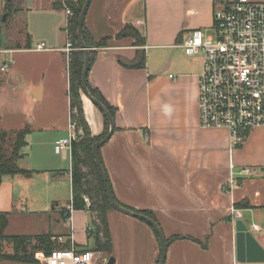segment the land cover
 Returning <instances> with one entry per match:
<instances>
[{
	"label": "crops",
	"instance_id": "crops-1",
	"mask_svg": "<svg viewBox=\"0 0 264 264\" xmlns=\"http://www.w3.org/2000/svg\"><path fill=\"white\" fill-rule=\"evenodd\" d=\"M214 1L91 0L84 16V26L94 41L107 38L104 46L90 49L94 56L87 74L89 86L115 111L114 130L99 148L101 162L120 204L136 212L151 211L164 240L181 236L165 244L164 264H264V126L253 128L234 146L226 129L201 128L197 110L200 71L193 70L186 59L173 57L192 29L211 28ZM39 2L33 9L44 11L50 22L38 36L26 22V0H12L7 14L0 13V45L15 49L11 55L16 59V66L12 63L1 75L2 89L17 78L18 59L26 58L24 94L31 99L34 112L24 115L15 127L6 126L0 115V130L27 127L26 138L40 128L64 131L69 119L67 61L61 51L68 39L69 17L53 0ZM126 24L140 33L144 45H136L131 36L116 37ZM38 42L48 49H28ZM150 49H170L172 55L149 57L146 51ZM81 99L92 135H99L102 114L87 97L84 101L81 95ZM67 153V169L30 162L21 165L22 155L17 163L27 172L2 177L0 212L8 213L4 233L14 234L21 228L16 234L62 236L64 244L76 250L94 251L92 264H106L109 257L113 264H157L160 244L154 229L115 209L106 214L111 252L93 249L88 232L93 228L92 214L73 209L68 218L62 205L72 198ZM230 176L236 184L225 192L221 186ZM33 186L40 189L34 191ZM232 206L239 209V217L230 214ZM39 213L44 217L40 228L45 231H24ZM237 220L248 229L239 252ZM4 249L11 252L12 246ZM36 253V262L0 260V264H45L41 252Z\"/></svg>",
	"mask_w": 264,
	"mask_h": 264
},
{
	"label": "built area",
	"instance_id": "built-area-1",
	"mask_svg": "<svg viewBox=\"0 0 264 264\" xmlns=\"http://www.w3.org/2000/svg\"><path fill=\"white\" fill-rule=\"evenodd\" d=\"M4 2L0 0L2 8ZM63 9L68 17L72 15L69 7L64 5ZM210 29L213 33L206 35L200 28L192 29L180 46L189 57L201 53L197 83L198 125L226 129L231 146H234L250 130L264 126V1L215 0ZM28 49L48 48L44 42H38ZM72 50L68 38L61 48L66 61ZM14 51L0 45V72L9 70ZM79 130L76 119L69 114L67 136L54 141V152L70 151L72 141L80 135ZM235 184V178L230 176L221 189L229 192ZM65 210L69 218L73 210L71 201ZM230 214L239 217V209L230 207ZM51 240L56 247L48 254L40 253L45 264L93 263L94 251L63 246L66 239L59 235L52 236Z\"/></svg>",
	"mask_w": 264,
	"mask_h": 264
},
{
	"label": "trees",
	"instance_id": "trees-1",
	"mask_svg": "<svg viewBox=\"0 0 264 264\" xmlns=\"http://www.w3.org/2000/svg\"><path fill=\"white\" fill-rule=\"evenodd\" d=\"M54 6L61 8V0H53ZM84 0H77L75 2L71 0H63V3L72 10V15L68 18L66 23V34L71 40L73 50L70 53V58L67 61L68 71V90L69 97V114L75 116L77 124L81 127L82 135H79L77 140H73L70 148L71 159V186H72V198L71 203L73 209H87L92 214L93 228L89 230V235L92 236L94 242V250L111 252V238L109 228L107 224L106 214L107 211L113 209L110 204L105 188L103 186L100 173L95 165L93 156L91 153V145L94 141L100 139L105 135L108 130V120L106 116L101 112L103 117V130L99 136L94 137L90 128L85 120L83 105L81 99V71L83 68L84 51L79 44L77 37V16L81 10ZM12 0H5L3 5L4 14H7V10L10 9ZM131 36L134 39L136 45H144L145 40L140 33L130 24H126L122 30H120L116 37ZM82 37L85 45L89 49L90 61L93 59L94 51L91 48L104 46L107 38H101L99 41H94L89 35L88 31L82 25ZM29 47V46H27ZM143 65V61L139 66ZM87 87L90 93L96 97L109 111L111 116H114V108L110 106L105 99L100 95L98 90L92 88L87 83ZM75 112V113H74ZM29 132V128L24 127L20 130L11 132L0 130V183L4 175H14L25 173L27 170L19 167L17 161L23 155L21 148L27 144L26 135ZM14 134V143L9 154L4 150L3 144L6 138L11 139V135ZM99 155V150H98ZM99 160L101 158L99 155ZM103 168V165H102ZM106 181L110 188V191L116 200L110 182L105 169L103 168ZM88 197L90 204L86 205L84 197ZM117 201V200H116ZM118 202V201H117ZM118 204H120L118 202ZM54 205V204H53ZM122 205V204H120ZM124 206V205H122ZM125 207V206H124ZM143 213L155 222L156 219L151 211L141 210ZM8 223V213L0 212V260H10L18 262H36L35 253L43 252L48 254L56 244L51 240L49 233L25 235V234H5L4 229ZM150 226V225H149ZM151 227V226H150ZM152 228V227H151ZM155 232V231H154ZM156 234V232H155ZM157 236V234H156ZM158 237V236H157ZM181 236H172L165 239V244L170 240L179 238ZM2 241L8 242L12 246L11 252H4L1 250ZM63 246H68L64 244ZM84 250V249H83ZM158 264V261H157Z\"/></svg>",
	"mask_w": 264,
	"mask_h": 264
},
{
	"label": "rangeland",
	"instance_id": "rangeland-1",
	"mask_svg": "<svg viewBox=\"0 0 264 264\" xmlns=\"http://www.w3.org/2000/svg\"><path fill=\"white\" fill-rule=\"evenodd\" d=\"M73 2L77 0H71ZM39 5L37 3V0H26V8H29V10H26V22L28 25H31L33 28V31L35 34L40 35L43 34V28L46 26V22H50V18L48 17L44 11L41 9L39 10H34L33 5ZM61 5L62 8L64 7L63 0H61ZM40 7V6H38ZM2 6L0 5V13H2ZM1 17V14H0ZM48 26V25H47ZM2 27V22L0 20V28ZM203 34H212L213 32L211 29H202ZM147 55L149 57L154 56L156 54H163L167 59L172 55V50L170 49H162L161 51L155 50V49H150L146 51ZM175 58L179 59H186L191 68L195 70L196 72H199L201 70V53L197 54L194 57H189L184 53V50L181 48L178 51L175 52V55H173ZM18 66L17 70L19 72L17 78H14L13 81L7 85V88L2 89V83H0V115L2 116V119L4 120V123L6 126H12L15 127L17 123H20L23 116L25 117L28 115L30 116V111H32V114L34 113L30 103L31 99L27 98V96L24 94V90L27 87V78H28V73H27V68H26V58L25 59H18L17 61ZM16 66V59L13 57V67ZM5 74V72H0V80H1V75ZM81 95L83 96V99L85 101V96L83 95L81 91ZM90 103V102H89ZM83 105V103H82ZM53 112V111H51ZM84 112V110H83ZM41 113V112H39ZM75 113V112H74ZM27 114V115H26ZM55 119L56 118V112L53 113ZM85 117V114H84ZM75 118V116H74ZM86 120V119H85ZM87 122V121H86ZM88 124V123H87ZM89 126V125H88ZM79 129L81 128L78 125ZM90 128V127H89ZM90 132L92 134V131L90 129ZM102 133V132H101ZM100 133V134H101ZM79 134L82 135V130H79ZM99 134V135H100ZM99 135H93L94 137L99 136ZM60 137H66L67 136V128L65 130H60L57 131L56 129L52 128H40V130L33 131L31 137L26 138L27 144L21 148V153L23 154V159L20 160V164L28 163L30 162L32 165H48L49 167H55L58 169H67L68 167V150H64L61 153H54L53 146H54V139ZM14 138L15 135H11V139L6 138L3 147L4 150L7 154L10 153L12 144L14 143ZM57 138V139H58ZM42 162V163H41ZM34 178L35 175H34ZM59 187L62 186V183H59ZM35 187L33 186L32 190ZM40 189L39 186H37L35 190ZM84 200L86 205L89 206L90 201L88 197H84ZM58 205L56 203H52V205ZM66 204H62L66 206ZM61 206V204H59ZM41 213L34 215L32 220L34 221L32 226H29L26 228L24 231H28V233L34 234V233H42L45 230H42L40 228L41 221L44 219L41 218ZM17 229V228H16ZM21 229V228H18ZM17 231H20L18 230ZM14 230L12 233L16 234L19 232H15ZM10 245V243L2 241V246L1 250L6 252L4 249V246Z\"/></svg>",
	"mask_w": 264,
	"mask_h": 264
},
{
	"label": "water",
	"instance_id": "water-1",
	"mask_svg": "<svg viewBox=\"0 0 264 264\" xmlns=\"http://www.w3.org/2000/svg\"><path fill=\"white\" fill-rule=\"evenodd\" d=\"M7 1H10V0H7ZM90 1L91 0H84L83 5L81 7V10L77 16V37H78L79 44L81 45V48L84 51L83 68L81 71V91L84 94V96L87 97L89 99V101L98 110H100V112H102L106 116V118L108 120L107 132L105 133V135L103 137H101L100 139L93 142V144L91 145V153H92L95 165H96V167L100 173L101 180H102L103 186L105 188L107 198H108L110 204L112 205L113 209H115L121 213L130 215L132 217L138 218V219L146 222L147 224H149L154 229V231L156 232V234L158 236V240H159V244H160V258H159L158 264H164L165 240H164V236H163L158 224L149 216H147L143 213H140V212L133 211L129 208H126V207L118 204V202L114 199V197L110 191V188H109L108 183L106 181V176H105L104 170H103L102 165H101L100 160H99L98 150L104 143H106V141L111 136V134L114 130V124H113L112 116L109 113V111L96 97H94L90 93V91L87 87V74H88L89 65H90V53H89L88 47L85 45V43L83 41L82 25H83L84 16L86 14V11H87V8H88ZM142 54H143V51L140 50L139 56H138L139 61L142 58ZM235 225H236V232H237L236 233L237 249L239 252V244L242 241V239L246 236V234L248 233L247 232L248 229L245 226V224L242 222V220H237ZM113 262H114L113 258L109 257L107 259L106 264H113Z\"/></svg>",
	"mask_w": 264,
	"mask_h": 264
}]
</instances>
